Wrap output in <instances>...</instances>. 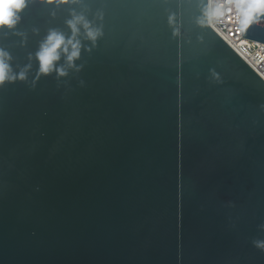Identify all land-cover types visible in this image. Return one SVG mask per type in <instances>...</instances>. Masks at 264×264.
I'll use <instances>...</instances> for the list:
<instances>
[{
  "label": "water",
  "instance_id": "95a60500",
  "mask_svg": "<svg viewBox=\"0 0 264 264\" xmlns=\"http://www.w3.org/2000/svg\"><path fill=\"white\" fill-rule=\"evenodd\" d=\"M208 4L29 0L0 31V264H264V80ZM51 31L78 56L42 73Z\"/></svg>",
  "mask_w": 264,
  "mask_h": 264
},
{
  "label": "clouds",
  "instance_id": "9594fccd",
  "mask_svg": "<svg viewBox=\"0 0 264 264\" xmlns=\"http://www.w3.org/2000/svg\"><path fill=\"white\" fill-rule=\"evenodd\" d=\"M29 0H0V31H10L15 28L21 19V13L26 8ZM229 5L222 3H209L202 9V18L198 23H211L223 15V10L228 9ZM231 7L237 10V23L241 31L247 30L251 25L261 22L264 17V0H248L243 6L234 4ZM71 29L73 36L78 33L77 25H81L85 30V35L89 40L95 41L100 35L97 28L91 27L83 16H76L66 22ZM61 45L71 47L67 55L69 64L78 56L79 43H73L72 40L65 41L64 36L56 31H51L41 42L36 53V59L39 63V71L48 73L52 71L53 62L58 59L57 48ZM8 54L0 50V83L6 79L11 80L13 77L8 75ZM61 75L64 73L61 72ZM19 78H23L21 75ZM254 247L264 252V241L257 240L253 242Z\"/></svg>",
  "mask_w": 264,
  "mask_h": 264
},
{
  "label": "built area",
  "instance_id": "2783aa9c",
  "mask_svg": "<svg viewBox=\"0 0 264 264\" xmlns=\"http://www.w3.org/2000/svg\"><path fill=\"white\" fill-rule=\"evenodd\" d=\"M248 0H209V3L229 5L223 15L214 19L211 28L238 54L248 66L264 80V46L243 41V33L237 23L234 4L243 6Z\"/></svg>",
  "mask_w": 264,
  "mask_h": 264
}]
</instances>
